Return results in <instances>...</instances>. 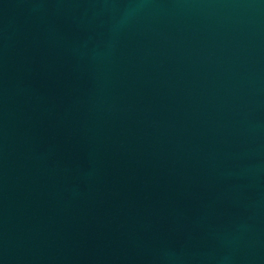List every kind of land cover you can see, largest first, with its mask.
<instances>
[{
  "label": "water",
  "instance_id": "95a60500",
  "mask_svg": "<svg viewBox=\"0 0 264 264\" xmlns=\"http://www.w3.org/2000/svg\"><path fill=\"white\" fill-rule=\"evenodd\" d=\"M0 264H264V0H0Z\"/></svg>",
  "mask_w": 264,
  "mask_h": 264
}]
</instances>
